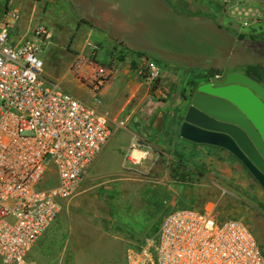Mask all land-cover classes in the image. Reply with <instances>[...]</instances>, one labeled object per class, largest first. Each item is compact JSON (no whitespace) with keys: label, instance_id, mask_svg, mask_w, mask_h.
I'll return each mask as SVG.
<instances>
[{"label":"rangeland","instance_id":"rangeland-1","mask_svg":"<svg viewBox=\"0 0 264 264\" xmlns=\"http://www.w3.org/2000/svg\"><path fill=\"white\" fill-rule=\"evenodd\" d=\"M161 1L186 18H195L177 24ZM200 2L204 8L192 12L175 0H0V15L10 7L20 9L21 22L12 37L27 35L35 23L48 27L42 51L45 73L60 82L73 58L88 51L87 41L99 46L103 61H108L115 49H128L129 41L148 55L161 47L190 53L186 64L203 74L216 69L221 73L243 69L250 64L264 68V56L260 58L252 47L239 50L240 42L214 33L206 18L214 20L225 11V27L233 24L235 30L259 33L261 37L264 24L242 28L229 17L223 2ZM83 13L86 18H82ZM120 38L124 45L119 43ZM145 143L138 141L132 150L141 149ZM140 153V158L132 156V163L116 173L102 171L99 186L77 205L62 209L31 247L28 260L34 264H126L127 248L155 237L163 218L173 211L169 204H163L162 210L154 207L158 206L161 178L165 185L172 180L194 186L200 202L215 203L217 219L244 221L264 252V191L238 161L203 150L192 152L172 143Z\"/></svg>","mask_w":264,"mask_h":264},{"label":"built area","instance_id":"built-area-1","mask_svg":"<svg viewBox=\"0 0 264 264\" xmlns=\"http://www.w3.org/2000/svg\"><path fill=\"white\" fill-rule=\"evenodd\" d=\"M220 1L242 28L259 26L264 17V0ZM20 22L17 7L0 15L1 264H34L29 250L57 219L62 201L78 193L110 125L126 127L100 109V93L118 71L119 49L103 61L99 46L87 41L88 51L73 58L60 82L45 73L48 27L35 23L27 35L12 37ZM142 74L156 87L161 69L150 62ZM125 255L126 264H264L244 221L190 208L168 213L155 237L129 246Z\"/></svg>","mask_w":264,"mask_h":264},{"label":"crops","instance_id":"crops-1","mask_svg":"<svg viewBox=\"0 0 264 264\" xmlns=\"http://www.w3.org/2000/svg\"><path fill=\"white\" fill-rule=\"evenodd\" d=\"M175 1L178 6L186 7L192 12L204 8L200 0ZM161 3L168 14L174 15L177 24L195 18L194 16L186 18L183 13L175 12L166 2L161 1ZM225 17L227 14L224 11L220 17H216L214 20L208 17L206 21L208 20L207 23L214 33L231 42H240L241 48L239 50H248L250 47L253 48L252 44L264 41V37H261L259 33L244 34L241 30H235L233 24L225 27ZM198 22L202 23L201 21ZM263 24L264 17L259 26ZM118 41L122 45L125 44L121 38ZM127 43L128 49L120 50L119 55L121 57L117 74L100 93V109L107 112L115 120H124L126 127L119 129L114 124L110 125L111 136L107 144L95 159L90 175L79 186L76 196L62 201V209L64 210L77 205L86 193L100 185L98 180L103 176L100 175L102 171L116 173L121 166L125 167L127 163H132L130 158L134 151L149 152L156 146L165 147V145L172 143L176 144L178 148L191 149L192 152H195V149L203 150L211 155L224 156L226 159L234 161V158L229 156L225 149L191 143L179 136V127L183 122V115L188 106L185 98L203 81V73L197 71L196 67L186 64L185 60L190 58V53L178 51L177 48L169 50L161 47L155 49V53L148 55L142 47L129 41ZM150 62H155L161 69L157 88L150 86L142 74L147 71ZM243 69H229L226 72H244ZM226 72L216 75L223 76ZM159 88L166 92L167 98L161 97ZM140 140L146 143L141 149L132 150V147ZM159 181L158 206H154L158 210H162L163 204H169L172 210L190 208L214 212L215 203L211 201L200 202L199 191L194 186L187 187L184 183L173 182L172 180L165 185L163 184L164 178L159 179ZM94 183L97 184L94 185ZM261 205L263 206L262 203Z\"/></svg>","mask_w":264,"mask_h":264},{"label":"water","instance_id":"water-1","mask_svg":"<svg viewBox=\"0 0 264 264\" xmlns=\"http://www.w3.org/2000/svg\"><path fill=\"white\" fill-rule=\"evenodd\" d=\"M185 101L179 136L231 152L264 189V85L230 71L202 81Z\"/></svg>","mask_w":264,"mask_h":264},{"label":"flooded vegetation","instance_id":"flooded-vegetation-1","mask_svg":"<svg viewBox=\"0 0 264 264\" xmlns=\"http://www.w3.org/2000/svg\"><path fill=\"white\" fill-rule=\"evenodd\" d=\"M77 4H79V6H81L82 4L80 2H77ZM82 18H86L84 13L82 15ZM254 50L257 52V54L260 56V58H263L261 56H264V41H259V42H256V44H252ZM250 65H256V64H250ZM261 65V64H259ZM249 66V65H247ZM262 66V65H261ZM246 68V66H245ZM245 68L243 69L245 73ZM218 69H216L215 71H217ZM246 74V73H245ZM216 74H211V72H207V73H204L203 76H202V80H208V79H212V78H215ZM252 78V77H251ZM260 83V82H259ZM262 84V83H261ZM264 85V84H263ZM227 154H229V156L233 157L234 160L238 161L242 167L244 168V170L248 173L249 177H251L257 184L258 186L264 191V189L261 187V185L259 184V182L257 181V179L252 175V173L245 167V165L240 161L238 160L231 152L229 151H225Z\"/></svg>","mask_w":264,"mask_h":264},{"label":"trees","instance_id":"trees-1","mask_svg":"<svg viewBox=\"0 0 264 264\" xmlns=\"http://www.w3.org/2000/svg\"><path fill=\"white\" fill-rule=\"evenodd\" d=\"M221 73L220 70L214 71L213 74ZM245 73L255 79L256 81L264 84V68L263 66L256 64V65H249L245 68Z\"/></svg>","mask_w":264,"mask_h":264},{"label":"bare ground","instance_id":"bare-ground-1","mask_svg":"<svg viewBox=\"0 0 264 264\" xmlns=\"http://www.w3.org/2000/svg\"><path fill=\"white\" fill-rule=\"evenodd\" d=\"M134 154H133V157L134 158H140V154H142V153H139V152H137V151H135V152H133Z\"/></svg>","mask_w":264,"mask_h":264}]
</instances>
